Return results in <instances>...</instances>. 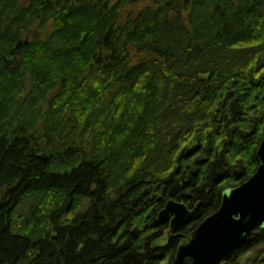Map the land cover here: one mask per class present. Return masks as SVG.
I'll use <instances>...</instances> for the list:
<instances>
[{"label":"trees","instance_id":"16d2710c","mask_svg":"<svg viewBox=\"0 0 264 264\" xmlns=\"http://www.w3.org/2000/svg\"><path fill=\"white\" fill-rule=\"evenodd\" d=\"M263 137L264 0H0V264H170Z\"/></svg>","mask_w":264,"mask_h":264},{"label":"water","instance_id":"95a60500","mask_svg":"<svg viewBox=\"0 0 264 264\" xmlns=\"http://www.w3.org/2000/svg\"><path fill=\"white\" fill-rule=\"evenodd\" d=\"M259 166L243 184L222 192L219 209L203 220L188 242L179 246L170 264H223L257 231H264V137L257 150ZM191 217L181 203L170 201L159 220L178 230Z\"/></svg>","mask_w":264,"mask_h":264},{"label":"rangeland","instance_id":"374dc122","mask_svg":"<svg viewBox=\"0 0 264 264\" xmlns=\"http://www.w3.org/2000/svg\"><path fill=\"white\" fill-rule=\"evenodd\" d=\"M171 232H172V229L169 231V233H171ZM254 256H255V254L252 255V258H254Z\"/></svg>","mask_w":264,"mask_h":264}]
</instances>
